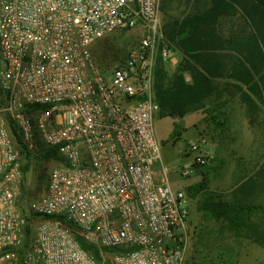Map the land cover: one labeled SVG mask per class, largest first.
Here are the masks:
<instances>
[{"label": "built area", "instance_id": "obj_1", "mask_svg": "<svg viewBox=\"0 0 264 264\" xmlns=\"http://www.w3.org/2000/svg\"><path fill=\"white\" fill-rule=\"evenodd\" d=\"M160 3L0 0V264H184L190 202L153 169ZM137 27L147 36L124 64L101 69L93 44ZM9 123L26 153L60 158L25 206Z\"/></svg>", "mask_w": 264, "mask_h": 264}, {"label": "rangeland", "instance_id": "obj_2", "mask_svg": "<svg viewBox=\"0 0 264 264\" xmlns=\"http://www.w3.org/2000/svg\"><path fill=\"white\" fill-rule=\"evenodd\" d=\"M209 1L161 0L157 39L161 37L162 26L168 17L183 18L194 11L202 10V6ZM223 25L226 30L232 31V34L244 31V25L239 18L234 22L227 20ZM225 33L228 36V33ZM146 36L147 32L141 27L129 31H115L95 42L91 51L100 68L107 69L126 60L129 52L137 48L140 40ZM115 56L118 61H115ZM163 59L168 75L176 73L184 61L183 55L176 50H168ZM184 78L189 82L190 79L186 73ZM233 84L216 81L214 94L203 102L204 109L189 112L183 118L160 119L158 112L154 115V133L160 148L161 161L155 164L153 169L160 179L163 178L165 172L170 186L173 189L182 190L190 202L189 232L191 239L184 264H264L263 248L247 241L237 240L220 224L212 221L205 222L203 216L197 212L201 197H190L187 193L188 188L206 181L209 192L220 194L221 197L227 199L231 189L235 186L236 178L227 176L228 164H232L233 161L226 160L218 164L212 160L214 142L219 143L221 150L224 146L225 150L228 148V152L231 153L227 156H236L243 150V130L249 123L246 116L243 119L244 112L241 118L238 117L234 121L229 118L231 115L229 107L234 110L235 105H245L241 100L242 93L233 87ZM247 94L251 97L250 105H255L254 111L256 110L257 115H261L264 119V90H261L259 95L249 92ZM224 114H228L230 121L228 120V128L221 130V127L216 124L222 122ZM215 117L217 120L214 119ZM245 120L248 124L243 122ZM240 122L242 124H239ZM253 128L257 131L259 125ZM192 146H198L201 151L205 150L208 153V164L200 167L193 166L190 152ZM21 161L26 172L21 185L19 201L25 206L29 201L44 194L47 176L57 162L55 160L36 161L33 158L27 162L21 158ZM186 170L191 172L188 175H182V172ZM194 231L197 233L195 236ZM208 231H210L209 237L206 234Z\"/></svg>", "mask_w": 264, "mask_h": 264}, {"label": "trees", "instance_id": "obj_3", "mask_svg": "<svg viewBox=\"0 0 264 264\" xmlns=\"http://www.w3.org/2000/svg\"><path fill=\"white\" fill-rule=\"evenodd\" d=\"M202 7L183 18L166 17L161 37L157 39L153 90L160 119L183 118L189 112L204 109L203 102L214 94L216 81L234 83L233 87L242 93V102L253 111L255 105H250L251 97L247 92L259 95L264 90V0H210ZM237 18L242 21L244 31L232 34L223 23L234 22ZM168 50H176L184 57L180 68L172 75H168L162 55ZM115 58L118 61L117 56ZM185 73L189 82L184 78ZM216 125L224 128L225 120ZM9 127L25 162L32 158L44 162L60 161L52 149H43L36 156L26 153L11 123ZM22 172L25 175L24 165ZM187 193L190 197H201L197 212L205 222L220 224L237 240L264 245L262 224L253 220V217L258 218L259 212L264 213V206L227 200L209 192L206 181L188 188ZM208 233L210 231L206 233L209 237ZM196 234L194 231V236ZM77 240L88 249L80 238Z\"/></svg>", "mask_w": 264, "mask_h": 264}, {"label": "crops", "instance_id": "obj_4", "mask_svg": "<svg viewBox=\"0 0 264 264\" xmlns=\"http://www.w3.org/2000/svg\"><path fill=\"white\" fill-rule=\"evenodd\" d=\"M237 101L239 100L237 99ZM233 107L234 110H231L232 107H229L231 112L229 118L234 121L238 117L241 118L244 112L245 115L243 119H245L246 116L249 123H246V120L243 121L245 124L249 125H246L243 130V150L239 152V154H236V156H227V154L231 153L228 152V148L225 150L224 146L221 150L219 143L214 142L212 145L214 154L212 160L213 162H218V164L226 160H228V162L233 161L232 164H228L227 176L235 177L236 183L234 188L231 189L230 196L227 200H239L245 205L250 206H264V119L261 118V115H257L255 112L256 110L252 111L245 105H235ZM245 109H247V111L249 109V111L247 112ZM222 116L226 126L221 128V130H226L228 128V120L230 121V119H228V114ZM232 120L231 122H233ZM239 124H242V122ZM254 125H259V130L256 131V129L253 128L255 127ZM238 178H240L239 182ZM241 185L243 186L242 190H238ZM253 220H258L260 222L259 224H262L261 235L264 236V213L259 212L258 218L253 217ZM258 246L264 249V245Z\"/></svg>", "mask_w": 264, "mask_h": 264}]
</instances>
